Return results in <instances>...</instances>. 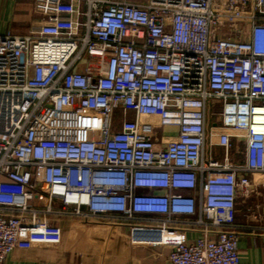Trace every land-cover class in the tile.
Wrapping results in <instances>:
<instances>
[{
  "label": "built area",
  "instance_id": "1",
  "mask_svg": "<svg viewBox=\"0 0 264 264\" xmlns=\"http://www.w3.org/2000/svg\"><path fill=\"white\" fill-rule=\"evenodd\" d=\"M44 4L38 29L0 33V264L58 241L55 213L172 240V264H240L237 200L264 174V0Z\"/></svg>",
  "mask_w": 264,
  "mask_h": 264
},
{
  "label": "crops",
  "instance_id": "2",
  "mask_svg": "<svg viewBox=\"0 0 264 264\" xmlns=\"http://www.w3.org/2000/svg\"><path fill=\"white\" fill-rule=\"evenodd\" d=\"M45 1L0 0V33L28 34L38 29L53 10L52 5L45 10ZM175 132L164 127L160 135L155 134L158 145L171 140ZM253 184L249 197L238 198L234 214L240 264H264V174L255 175ZM47 203L46 196L34 202L38 207ZM54 207L60 210L61 204L56 201ZM50 218L60 227L59 240L25 238L5 264H172L168 255L173 241L153 232L135 231L125 222L111 228L62 213Z\"/></svg>",
  "mask_w": 264,
  "mask_h": 264
},
{
  "label": "rangeland",
  "instance_id": "3",
  "mask_svg": "<svg viewBox=\"0 0 264 264\" xmlns=\"http://www.w3.org/2000/svg\"><path fill=\"white\" fill-rule=\"evenodd\" d=\"M19 1H22V0H19ZM16 20H19V18L17 17ZM116 114H117V116L120 115L119 112H117ZM163 130H164V127L155 128L154 129V134L160 135L163 132ZM212 155H216L218 157H221L222 156V152H221V150L214 148V149H212Z\"/></svg>",
  "mask_w": 264,
  "mask_h": 264
}]
</instances>
